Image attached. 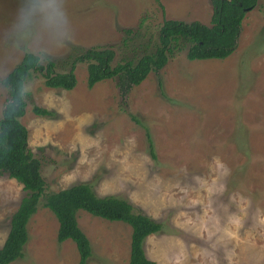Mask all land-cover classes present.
I'll return each instance as SVG.
<instances>
[{
  "label": "rangeland",
  "instance_id": "1",
  "mask_svg": "<svg viewBox=\"0 0 264 264\" xmlns=\"http://www.w3.org/2000/svg\"><path fill=\"white\" fill-rule=\"evenodd\" d=\"M208 1L0 0V114L2 79L24 52L58 71L88 46L111 49L112 63L132 60L149 49V35L156 40L162 18L207 23ZM177 45L124 94L116 78L88 86L81 61L70 89L30 71L19 118L26 146L45 192L82 182L158 219L160 230L142 240L158 264H264V2L245 10L224 58L187 59L188 42ZM23 194L0 173V246ZM42 200L27 221L23 255L9 264H76L74 242L56 240L57 220ZM75 216L90 245L85 264H127L129 225L81 209Z\"/></svg>",
  "mask_w": 264,
  "mask_h": 264
},
{
  "label": "trees",
  "instance_id": "2",
  "mask_svg": "<svg viewBox=\"0 0 264 264\" xmlns=\"http://www.w3.org/2000/svg\"><path fill=\"white\" fill-rule=\"evenodd\" d=\"M255 2L256 0H209L207 23L196 19L186 22L162 18L156 28V40L150 42L152 39L149 35L146 43L149 49L143 50L132 60L112 63L111 49L88 46L70 58L66 70L58 71L51 59L46 58L42 62L37 53L24 52L18 63L2 79L7 89V97L0 114V173L5 172L14 178L21 185L24 194L11 214L9 230L0 246V264H9L23 255L24 244L28 238L26 224L36 211L40 196L43 197L41 203L50 209L57 220L56 240L69 238L74 242L78 254L76 264H85L90 256L89 241L76 221L77 209L129 225L127 264H158L145 255L142 246V240L147 234L162 227L158 219L118 196L96 195L88 184L82 182L70 183L45 192V181L39 171V159L27 148V132L19 119L25 112L24 80L30 71H34L42 75L47 86L70 89L75 84L74 63L81 61L85 63L88 86L116 78V86L124 94L149 71H157L165 64L173 50L179 48L178 38L188 42L185 49L187 59L227 56L236 46L240 21L245 10ZM34 110L40 114H49V110L44 107L35 106ZM146 140L151 150L150 139L147 137Z\"/></svg>",
  "mask_w": 264,
  "mask_h": 264
}]
</instances>
